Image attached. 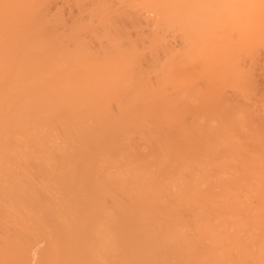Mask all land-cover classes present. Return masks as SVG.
Listing matches in <instances>:
<instances>
[{"label": "bare ground", "instance_id": "bare-ground-1", "mask_svg": "<svg viewBox=\"0 0 264 264\" xmlns=\"http://www.w3.org/2000/svg\"><path fill=\"white\" fill-rule=\"evenodd\" d=\"M0 264H264V0H0Z\"/></svg>", "mask_w": 264, "mask_h": 264}]
</instances>
